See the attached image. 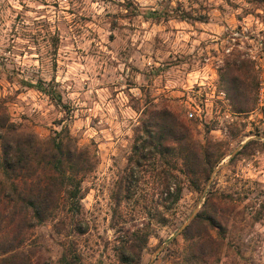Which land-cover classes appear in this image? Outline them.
Wrapping results in <instances>:
<instances>
[{
	"label": "rangeland",
	"instance_id": "1",
	"mask_svg": "<svg viewBox=\"0 0 264 264\" xmlns=\"http://www.w3.org/2000/svg\"><path fill=\"white\" fill-rule=\"evenodd\" d=\"M263 70L264 0H0L9 120L39 139L67 129L97 155L80 211L60 205L26 230L20 248L31 264H62L65 253L75 264H117L118 229L140 226L151 232L140 264H264ZM39 81L61 102L27 86ZM159 108L219 162L195 190L173 154L182 189L164 225L143 208L158 195L144 170L138 203L122 200L113 226L116 181L141 122Z\"/></svg>",
	"mask_w": 264,
	"mask_h": 264
},
{
	"label": "trees",
	"instance_id": "2",
	"mask_svg": "<svg viewBox=\"0 0 264 264\" xmlns=\"http://www.w3.org/2000/svg\"><path fill=\"white\" fill-rule=\"evenodd\" d=\"M27 86L61 102L59 93L54 95L53 88L48 89L41 81ZM211 147L209 150L201 144L198 149L192 147L186 138L185 123L173 111L167 108L149 111L137 130L128 164L112 193L116 206L112 209L113 226L118 224L114 218L121 217L122 200L133 199L138 203L136 195L145 182L144 170L152 171L158 195L143 208L156 223L166 224L167 213L174 208L182 189L181 180L172 172L177 170L173 154L176 152L182 161L179 170L189 176L196 190L200 180L208 179L219 162L217 154L210 152ZM96 163V150L90 145L79 146L69 130L63 128L39 139L32 132L19 130L0 105V223L4 225L0 264H31L30 255L20 248L26 230L53 216L60 205L78 213L82 182L94 171ZM201 217L197 213L194 223ZM148 228L118 229L117 264H140L142 250L151 235ZM189 228L181 235H186ZM60 260L62 264H75L78 259L73 254L68 258L65 253ZM178 264L184 263L181 260Z\"/></svg>",
	"mask_w": 264,
	"mask_h": 264
},
{
	"label": "built area",
	"instance_id": "3",
	"mask_svg": "<svg viewBox=\"0 0 264 264\" xmlns=\"http://www.w3.org/2000/svg\"><path fill=\"white\" fill-rule=\"evenodd\" d=\"M256 103H257L258 109L264 115V70H263L261 77H260Z\"/></svg>",
	"mask_w": 264,
	"mask_h": 264
},
{
	"label": "water",
	"instance_id": "4",
	"mask_svg": "<svg viewBox=\"0 0 264 264\" xmlns=\"http://www.w3.org/2000/svg\"><path fill=\"white\" fill-rule=\"evenodd\" d=\"M158 251H159V249H157V250H156V252H155V254H154V255H156V253H157Z\"/></svg>",
	"mask_w": 264,
	"mask_h": 264
}]
</instances>
